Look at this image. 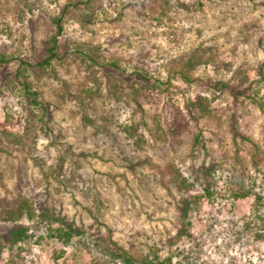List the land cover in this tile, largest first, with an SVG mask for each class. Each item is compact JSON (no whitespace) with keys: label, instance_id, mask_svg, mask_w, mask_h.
Returning <instances> with one entry per match:
<instances>
[{"label":"rangeland","instance_id":"1","mask_svg":"<svg viewBox=\"0 0 264 264\" xmlns=\"http://www.w3.org/2000/svg\"><path fill=\"white\" fill-rule=\"evenodd\" d=\"M76 1L0 0V56L8 57L0 67V208L20 196L37 208L33 218L0 223V264H53L57 244L48 233L56 227L73 233L57 264L122 256L138 264L155 254L160 264H264V0L66 8ZM54 16L62 19L61 57L43 70L35 58L56 29ZM188 58L197 61L191 84L178 74ZM20 67L40 92L37 102L16 77ZM246 76L235 94L210 84ZM134 78L148 84L141 107L131 97ZM88 88H99L94 99ZM199 93L214 98V111L197 121L185 103ZM176 113L187 125L174 135ZM173 163L195 190H213L195 225L181 207L196 191L176 188ZM234 182L257 201L231 194ZM79 239L86 245L74 255Z\"/></svg>","mask_w":264,"mask_h":264},{"label":"trees","instance_id":"2","mask_svg":"<svg viewBox=\"0 0 264 264\" xmlns=\"http://www.w3.org/2000/svg\"><path fill=\"white\" fill-rule=\"evenodd\" d=\"M93 0H78L76 2H71L70 4L66 5V8L69 6H79L80 3H91ZM27 8L32 12V5L26 2ZM53 22L56 25V29L53 31V33L46 39L43 40V46L40 50V52L36 56V63L37 68L46 69L47 66H50L52 62L57 58L61 57L59 56L60 53V47H61V41L60 36L62 34V19L58 16H54ZM96 56L98 54L95 53ZM8 61V57L4 54L0 56V67ZM95 62V61H94ZM262 66H264V60L262 62ZM92 66V64H90ZM197 65V61H195L193 58H188L185 60L183 64H180L178 69L179 77L182 81H184L187 84H191L194 76V69ZM260 66V71L261 67ZM28 68L27 67H20L17 70L16 77L19 79L20 83L24 84L26 89H28V92L30 95H33V101L37 102L39 91L32 90V84L29 80L28 75ZM237 74L239 75L242 70L238 69ZM248 77L246 76L245 79L242 77V80L238 81H223V80H216L214 83H210L215 89V91H223L224 88L230 89V92L234 93L238 91V89L243 85V83L247 82ZM115 80V78H114ZM114 80H109L112 86L114 84ZM208 82V81H207ZM131 97L132 99L137 103L139 107L142 106V98L141 95L145 93V90L148 86L146 82L140 81L137 78H134L131 81ZM98 89V91L96 90ZM88 88L86 90L87 95L90 98H95V94L99 92V88ZM115 93V91H113ZM239 93H244L243 91H239ZM213 97H209L207 95L203 94H196L194 98H188L185 103V108L188 113L191 114V117L193 119H196L197 121H200L201 119L208 118L213 114L214 109L212 108V101ZM82 102H84V99H82ZM179 109V108H178ZM181 110H179L180 112ZM180 113H176L172 120V127L171 132L175 134H179L181 131V128H185L187 125V121H184L185 123H182V120L179 119ZM85 119L88 121H91V123H94V119H91L88 114H85ZM233 132H237V130L233 129ZM130 136L136 137L135 142L137 144H140V142L144 141L143 135L139 134V126L137 124H133L130 127ZM239 135L245 137L244 134L239 133ZM199 136H196V141L199 140ZM171 169V181L176 186V188L181 192H186L187 194L190 193V191L194 190L196 191L193 197H190L188 199H185L184 205L181 207V216H183L186 219V223L189 225H195L196 223H199L201 221V216L198 215L199 210H197L200 207V204L205 201L206 199H210L213 197V190L210 188V186H203L201 188H198L195 190V185L193 182L189 181V178L186 177L181 171L179 170L178 166L173 164H170ZM235 197H254L257 201L259 196L252 190V188L242 184L241 182H234L232 185V188L230 190ZM194 200H193V199ZM194 207V211L191 210V208ZM36 206L34 205V202L27 196H20L17 200V202L13 205L2 207L0 208V223H6V222H12L17 223L25 218H33L36 215ZM191 211V212H190ZM54 216V215H53ZM254 218H252L253 220ZM22 231L28 233V229L24 226H21ZM186 228V227H185ZM56 229V232L55 230ZM49 237L56 239V249L52 254V259L54 260L53 264H57L56 259L63 256L65 254L66 249L68 248V245L71 243V238L73 237V233L70 231H65L61 233L60 228H52V230L48 233ZM20 238V235H18V231L13 230L12 231V242L18 241ZM42 239V236L39 238ZM86 245L84 239H79L75 244V252L74 255H77V251H81L83 247ZM12 249V248H11ZM18 256L22 254L23 248L20 247ZM0 257V261H1ZM123 261L122 262H115L114 264H135L132 259V256L130 259L126 258V256H122ZM142 262L138 264H160V256L158 254H155L153 258H150L149 256L143 257L141 259ZM66 264H78L71 261V258H68L65 262ZM2 264H16L15 260L13 258L7 259ZM80 264V263H79ZM85 264H101L98 260H93L89 263Z\"/></svg>","mask_w":264,"mask_h":264}]
</instances>
